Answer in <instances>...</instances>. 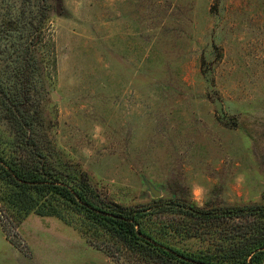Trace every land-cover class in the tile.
I'll return each instance as SVG.
<instances>
[{
	"label": "rangeland",
	"instance_id": "374dc122",
	"mask_svg": "<svg viewBox=\"0 0 264 264\" xmlns=\"http://www.w3.org/2000/svg\"><path fill=\"white\" fill-rule=\"evenodd\" d=\"M47 3L36 44L44 79L22 108H37V140L56 162L122 205L193 203V183L208 190L204 206L264 202V0ZM0 264L154 263L54 216L16 223L0 207Z\"/></svg>",
	"mask_w": 264,
	"mask_h": 264
},
{
	"label": "trees",
	"instance_id": "16d2710c",
	"mask_svg": "<svg viewBox=\"0 0 264 264\" xmlns=\"http://www.w3.org/2000/svg\"><path fill=\"white\" fill-rule=\"evenodd\" d=\"M49 7L47 0L0 2L6 10L0 12V35L5 32L1 39L12 55L7 64L0 59V109L6 118L0 124L1 209L16 223L30 213L54 216L89 241L154 264H260L264 202L200 208L157 198L148 205H122L103 199L84 172L64 167L44 149L37 140V108L22 105L28 88L40 87L44 79L36 44Z\"/></svg>",
	"mask_w": 264,
	"mask_h": 264
},
{
	"label": "clouds",
	"instance_id": "9594fccd",
	"mask_svg": "<svg viewBox=\"0 0 264 264\" xmlns=\"http://www.w3.org/2000/svg\"><path fill=\"white\" fill-rule=\"evenodd\" d=\"M103 131L104 129L100 124L94 125L91 135L92 138L97 141V147L107 142L105 137L102 135ZM81 153L86 159H89L95 155L94 150L87 146L81 149ZM189 194L193 203L198 207H203L208 198V190L199 183H193L190 185Z\"/></svg>",
	"mask_w": 264,
	"mask_h": 264
},
{
	"label": "water",
	"instance_id": "95a60500",
	"mask_svg": "<svg viewBox=\"0 0 264 264\" xmlns=\"http://www.w3.org/2000/svg\"><path fill=\"white\" fill-rule=\"evenodd\" d=\"M53 98H54V94H53ZM150 190H151V192L153 193V195L155 197H158L159 196V193L153 187H150Z\"/></svg>",
	"mask_w": 264,
	"mask_h": 264
},
{
	"label": "crops",
	"instance_id": "0c3cea01",
	"mask_svg": "<svg viewBox=\"0 0 264 264\" xmlns=\"http://www.w3.org/2000/svg\"><path fill=\"white\" fill-rule=\"evenodd\" d=\"M263 263H264V262H263ZM263 263H262V264H263Z\"/></svg>",
	"mask_w": 264,
	"mask_h": 264
}]
</instances>
